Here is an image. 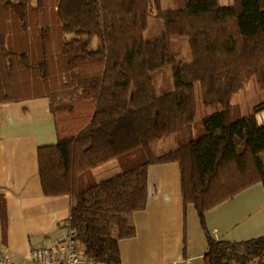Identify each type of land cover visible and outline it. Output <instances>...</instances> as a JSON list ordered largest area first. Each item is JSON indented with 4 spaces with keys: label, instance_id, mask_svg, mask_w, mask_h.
Here are the masks:
<instances>
[{
    "label": "trees",
    "instance_id": "trees-1",
    "mask_svg": "<svg viewBox=\"0 0 264 264\" xmlns=\"http://www.w3.org/2000/svg\"><path fill=\"white\" fill-rule=\"evenodd\" d=\"M31 1L0 0V104L49 98L58 139L39 147L42 187L46 196L70 195L68 228L84 254L121 264L119 241L136 235L132 216L147 206L148 167L178 161L184 204L195 206L208 237L204 264H264V235L216 240L206 223L209 209L264 184V99L246 116L232 103L248 75L264 90V0H181L178 8L57 0L51 13L44 0ZM151 4L164 30L147 40ZM176 36L189 38L191 61L173 52ZM30 40L32 54L21 50ZM166 66L174 87L158 94L153 72ZM197 85L204 107L220 105L199 117L202 131ZM172 133L175 148L155 153L151 144ZM114 158L122 172L97 182L93 169ZM4 211L2 204L5 232Z\"/></svg>",
    "mask_w": 264,
    "mask_h": 264
},
{
    "label": "crops",
    "instance_id": "crops-1",
    "mask_svg": "<svg viewBox=\"0 0 264 264\" xmlns=\"http://www.w3.org/2000/svg\"><path fill=\"white\" fill-rule=\"evenodd\" d=\"M257 119L263 123L264 112ZM57 139L48 97L0 104V251L25 264H32L34 248L54 246L69 234L72 199L46 196L39 171V147ZM121 172L117 158L93 169L97 182ZM131 220L136 235L119 241L121 264H204L208 237L195 206L184 204L178 161L148 167L147 206L134 212ZM206 223L216 240L235 242L264 235V184L256 183L209 209Z\"/></svg>",
    "mask_w": 264,
    "mask_h": 264
},
{
    "label": "rangeland",
    "instance_id": "rangeland-1",
    "mask_svg": "<svg viewBox=\"0 0 264 264\" xmlns=\"http://www.w3.org/2000/svg\"><path fill=\"white\" fill-rule=\"evenodd\" d=\"M228 0H222L221 3H226ZM234 1V0H229ZM33 6H37L38 0H32ZM44 2L47 4L48 13H51L53 11L54 5L56 4L57 0H44ZM161 6L162 8H178L181 6V0H161ZM164 30V24L163 21L158 17L157 11L153 4H151L150 7V14H149V27L144 32V37L147 40H153L160 36H162ZM23 33L22 31H20ZM31 35H33V32H31ZM55 33L53 34L54 37ZM63 41V39L59 36V34L55 35V39H53V43L56 45H59V41ZM34 43L32 40L27 42L24 46L29 47V49H21L25 50L29 53H34ZM8 46L13 48V44H10V42L7 43ZM99 44V38L95 36L93 38V47H97ZM20 45V44H19ZM55 48V46H54ZM171 48L173 52L176 54V56L180 59H183L185 61H191L192 60V48L190 45V41L188 37H172L171 38ZM153 83L156 88V92L158 94H163L166 92H169L174 87V78H173V72L171 66H166L161 69H158L153 72ZM264 99V90L259 88V86L256 83L255 76H246L244 86L232 96V103L235 105V109L238 111V113L241 114V116H246L249 113L252 112V108L254 105L258 104L261 100ZM196 106H197V125L195 127V131H202V126L199 121V117L204 114L205 112H213L218 109H220V105H217L215 107H209L206 108L203 106V100L202 95L200 91L199 85H197V91H196ZM261 112H264L261 111ZM178 136L177 134H169L162 138V140H156L151 144L152 150L157 153L161 154L166 151H169L173 148H175L177 142ZM264 156V152L262 153Z\"/></svg>",
    "mask_w": 264,
    "mask_h": 264
},
{
    "label": "built area",
    "instance_id": "built-area-1",
    "mask_svg": "<svg viewBox=\"0 0 264 264\" xmlns=\"http://www.w3.org/2000/svg\"><path fill=\"white\" fill-rule=\"evenodd\" d=\"M32 264H103L87 257L70 230L68 236L54 246L34 248L30 255ZM0 264H25L12 254L0 251Z\"/></svg>",
    "mask_w": 264,
    "mask_h": 264
}]
</instances>
